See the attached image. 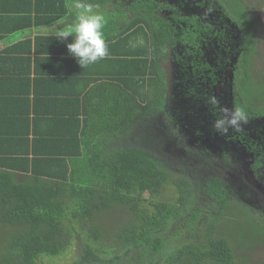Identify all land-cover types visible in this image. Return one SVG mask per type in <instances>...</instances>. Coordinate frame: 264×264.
Segmentation results:
<instances>
[{"label": "trees", "instance_id": "trees-1", "mask_svg": "<svg viewBox=\"0 0 264 264\" xmlns=\"http://www.w3.org/2000/svg\"><path fill=\"white\" fill-rule=\"evenodd\" d=\"M124 1L114 0L117 8L107 16L122 23L119 61L135 68H121L119 78L96 75L91 89L76 93H55V78L45 71H36L32 86L28 72L25 88L15 89L21 98L0 95V142L28 145L29 130L41 140L19 160L0 155V264H49L71 248L81 254L69 264H253L247 251L264 248V216L255 201L229 185L211 153L181 145L195 155L182 157L148 134V118L165 111L163 61L176 35L150 0H128L133 16ZM258 5L227 0L246 43L239 73L247 111L261 113L252 98L264 104V72L258 78L248 70V55L258 51ZM80 95L89 102L71 99ZM41 121L49 122L46 129ZM169 125L175 134L169 138L180 140L171 119ZM248 216L247 232L230 229ZM107 237L116 238L106 244Z\"/></svg>", "mask_w": 264, "mask_h": 264}, {"label": "flooded vegetation", "instance_id": "flooded-vegetation-1", "mask_svg": "<svg viewBox=\"0 0 264 264\" xmlns=\"http://www.w3.org/2000/svg\"><path fill=\"white\" fill-rule=\"evenodd\" d=\"M150 2L171 24L176 40L167 60L163 61L167 83L165 111L148 118L149 136L160 138L164 145L158 143L157 147L178 152L182 157L195 155H188L181 145L192 151L211 153L237 193L243 190L250 199L264 205L259 197L251 195L255 188L264 194V112L247 111L251 102L242 92L244 78L239 73L243 69L246 43L236 20L227 12L226 1ZM122 4L133 16L131 2L125 0ZM258 55L259 51L248 55L251 59L248 70L261 78L264 65L256 70ZM252 101L264 108L259 99L254 97ZM235 108L245 111L246 121L237 127L228 126L226 132L218 131L215 127L217 119L224 116L225 110ZM169 119L180 140L169 138L175 135ZM255 171L260 172L256 174ZM247 177L252 180L246 181ZM242 185L245 189H241Z\"/></svg>", "mask_w": 264, "mask_h": 264}, {"label": "crops", "instance_id": "crops-1", "mask_svg": "<svg viewBox=\"0 0 264 264\" xmlns=\"http://www.w3.org/2000/svg\"><path fill=\"white\" fill-rule=\"evenodd\" d=\"M71 2L72 0H0V95L4 93L9 94L7 96L21 98L22 94H19L17 90L25 88L23 84H27L28 81L22 80V78L28 72L32 79V86L35 78L37 79L36 71H45L48 73L47 76L52 75L55 78L51 87L55 93H76L91 89L94 81H92V85L88 82L96 75L104 72H117L119 78L118 71L121 68L123 70L125 67L135 68L132 63L123 64L119 61L118 52L120 49L117 46L122 45L118 41V32L123 29L120 27L122 23L110 20L107 16L108 13L115 12L117 8L114 0H109V2L88 0V2L97 5L98 10L106 17L104 33L109 47V55L86 68L80 66L77 58L67 48V45L72 42V37L60 40L52 35L58 20L64 21L65 27L70 26L72 16L69 6ZM113 25H116L114 29H112ZM107 37L112 38L111 41ZM58 46L60 47L59 51H57ZM47 56L49 59L45 58ZM71 75L79 76L73 79ZM115 81L116 79L113 77L111 79L113 88ZM11 83H15L16 88L11 89ZM86 85L90 86L84 89ZM7 96L3 98L8 101ZM86 98L81 96L71 99L89 102L86 101ZM3 105L10 107L8 102ZM39 118L42 120L45 117L40 116ZM43 123L49 122L41 121L40 126L46 129ZM18 129L22 132L24 126H20ZM28 135L30 137L28 145L16 139L7 140L6 143L0 142V150L3 152L0 155H4L10 161L19 160V156H23L27 147L32 150L34 143L41 141L39 138L36 140L33 138L31 130ZM52 143L62 145V141Z\"/></svg>", "mask_w": 264, "mask_h": 264}, {"label": "clouds", "instance_id": "clouds-1", "mask_svg": "<svg viewBox=\"0 0 264 264\" xmlns=\"http://www.w3.org/2000/svg\"><path fill=\"white\" fill-rule=\"evenodd\" d=\"M71 24L65 27L64 21L58 20L52 35L60 40L72 42L67 45L69 52L77 58L82 68L98 62L109 55V47L104 33L106 17L98 10V6L88 0H72L70 4ZM246 121V113L242 108L225 110L223 117L217 119L215 127L226 132L228 126L237 127Z\"/></svg>", "mask_w": 264, "mask_h": 264}, {"label": "rangeland", "instance_id": "rangeland-1", "mask_svg": "<svg viewBox=\"0 0 264 264\" xmlns=\"http://www.w3.org/2000/svg\"><path fill=\"white\" fill-rule=\"evenodd\" d=\"M226 3V7H227V0H225ZM106 2H109V0H106ZM252 2L254 3V5H258V1L256 0H252ZM256 19L258 22V26L256 27V31H257V37H258V51H259V55L256 57V70H260L263 68L264 65V2H262L261 5L257 6V15H256ZM244 179V178H242ZM238 180V179H236ZM250 178L247 177L246 181L250 182ZM240 182V180L238 181ZM243 187H241V189H245V185H242ZM256 191V193H255ZM241 197H247V194L243 191L240 190L239 191ZM255 193V194H254ZM251 195L253 197H259V199L262 201V203L264 204V194L262 193V191L259 188H255L252 189L251 191ZM255 209L260 208L263 213H264V205H260L259 203L256 202L255 200ZM240 212L244 213L246 215V213L244 211L239 210ZM120 213V212H119ZM118 213V214H119ZM263 213H259L262 216H264ZM255 219H257L258 221H261V216L260 215H252ZM250 216L247 217V223H241L239 226L236 227H230V229L232 231H238L242 230L246 231L249 230V228H251V226L249 225L251 222L249 221ZM226 229V228H225ZM263 236L261 235L260 238H263ZM111 238H116V237H107L105 239L106 244L109 242H112ZM66 254L62 255L61 257L55 258L53 261H48L49 264H69L72 260H74L77 256H79L81 254V252L79 251V249L77 248H71L68 249V251L65 252ZM73 253V254H72ZM244 254L246 253L243 252ZM247 256L249 257V261L254 263H258L264 260V248L259 246L256 251H247ZM261 259V261H259Z\"/></svg>", "mask_w": 264, "mask_h": 264}, {"label": "water", "instance_id": "water-1", "mask_svg": "<svg viewBox=\"0 0 264 264\" xmlns=\"http://www.w3.org/2000/svg\"><path fill=\"white\" fill-rule=\"evenodd\" d=\"M262 187H264V186H262ZM263 192H264V189H263Z\"/></svg>", "mask_w": 264, "mask_h": 264}]
</instances>
